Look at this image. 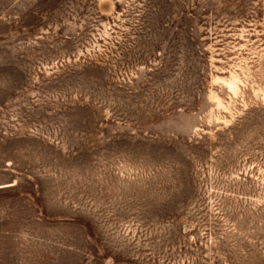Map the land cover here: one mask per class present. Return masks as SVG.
Returning <instances> with one entry per match:
<instances>
[{
	"label": "rangeland",
	"instance_id": "374dc122",
	"mask_svg": "<svg viewBox=\"0 0 264 264\" xmlns=\"http://www.w3.org/2000/svg\"><path fill=\"white\" fill-rule=\"evenodd\" d=\"M0 264H264V0H0Z\"/></svg>",
	"mask_w": 264,
	"mask_h": 264
}]
</instances>
